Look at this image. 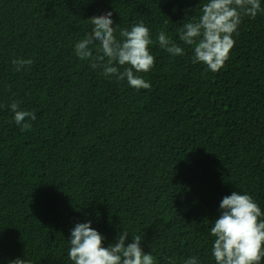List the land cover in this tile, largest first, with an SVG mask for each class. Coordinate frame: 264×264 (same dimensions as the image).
I'll return each instance as SVG.
<instances>
[{"label":"trees","instance_id":"16d2710c","mask_svg":"<svg viewBox=\"0 0 264 264\" xmlns=\"http://www.w3.org/2000/svg\"><path fill=\"white\" fill-rule=\"evenodd\" d=\"M207 2L0 0V264H74L71 230L89 221L104 247L123 229L126 245L141 236L154 264H216L222 199L248 194L264 213V11L242 15L212 72L178 35ZM108 11L118 39L141 21L150 29L154 66L136 73L149 89L76 55L89 18ZM160 31L184 55L161 48ZM15 59L34 63L17 72ZM14 101L35 112L30 130L16 125Z\"/></svg>","mask_w":264,"mask_h":264},{"label":"clouds","instance_id":"9594fccd","mask_svg":"<svg viewBox=\"0 0 264 264\" xmlns=\"http://www.w3.org/2000/svg\"><path fill=\"white\" fill-rule=\"evenodd\" d=\"M261 9L260 0H208L200 9L198 20L188 22L178 28L179 40L184 45L193 46V63H203L212 72H218L229 58L242 15L255 18ZM113 13L90 17L93 27L75 45V53L81 59L91 60L93 69L103 68V74L115 77L117 81L127 80L136 90L149 89V82L136 75L147 73L154 66V56L150 54V29L141 21L131 30L121 29L119 39L113 27ZM159 46L173 56L184 55V49L160 31ZM99 44V52L93 57L92 45ZM17 72L30 67L31 59L12 61ZM124 67L121 71L120 67ZM135 70V71H134ZM14 121L21 131L31 129L36 114L22 110L18 102L10 105ZM264 213L248 194L232 192L220 203L219 218L212 223L211 235L215 237L212 254L216 264H261L264 260ZM129 233L123 229L116 243L104 247V237L91 226V221L77 223L71 230L68 257L74 264H154L151 253L141 248L142 238L136 235L132 243L126 245ZM9 264H30L17 258ZM184 264H199L197 257L185 260Z\"/></svg>","mask_w":264,"mask_h":264}]
</instances>
